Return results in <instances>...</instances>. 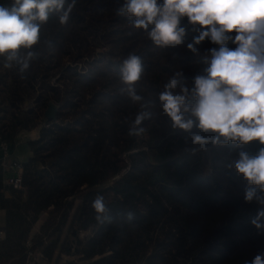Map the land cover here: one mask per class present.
<instances>
[{
	"label": "trees",
	"instance_id": "1",
	"mask_svg": "<svg viewBox=\"0 0 264 264\" xmlns=\"http://www.w3.org/2000/svg\"><path fill=\"white\" fill-rule=\"evenodd\" d=\"M122 3L77 0L64 26L51 15L35 46L40 56L23 74L0 57L2 139L13 143L20 132L39 128L26 141L31 155L22 189L4 185L0 167V264H24L25 241L44 213L32 248L41 247L49 261L57 249L58 255L73 249L80 264H245L264 252V234L251 224L262 206L245 202L247 182L229 167L246 149L230 142L193 153L189 134L173 129L158 103L148 109L153 116L144 121L145 132L129 136L142 109L120 92L119 69L129 53L144 62L138 93L155 102L176 72L194 87V78L206 74L202 56L219 45L206 38L195 45L200 55L189 50L201 26L184 17V43L157 47L117 15ZM227 46L235 47L231 40ZM49 101L58 106L56 122L44 116ZM97 195L104 196L111 223L95 219Z\"/></svg>",
	"mask_w": 264,
	"mask_h": 264
},
{
	"label": "clouds",
	"instance_id": "2",
	"mask_svg": "<svg viewBox=\"0 0 264 264\" xmlns=\"http://www.w3.org/2000/svg\"><path fill=\"white\" fill-rule=\"evenodd\" d=\"M76 3L77 0H12L11 6L0 5V57L4 66H15L25 73L40 56L35 46L41 43L43 25L53 14L58 15L62 26L68 25ZM117 15L128 17L157 47L184 43V17L193 27L201 26L199 35L187 44L189 50L200 55L195 45L206 38L219 45L202 56L208 65L206 74L194 78V87H189L182 72H176L155 102L138 93L144 62L139 55L129 53L119 69L120 92L142 109L129 127V136L145 132L143 123L153 116L148 109L158 103L172 128L189 134L193 153L230 142L239 146L259 141L264 146V0H123ZM233 32L234 36L228 35ZM229 40L235 47L227 46ZM48 46L53 47L51 41ZM229 167H234L247 182L245 202L262 206L251 224L258 234H264V147L256 155L239 151L238 159ZM91 206L99 223L112 222L104 196L97 195ZM127 217L133 219V213L128 212ZM245 264H264V252Z\"/></svg>",
	"mask_w": 264,
	"mask_h": 264
},
{
	"label": "built area",
	"instance_id": "3",
	"mask_svg": "<svg viewBox=\"0 0 264 264\" xmlns=\"http://www.w3.org/2000/svg\"><path fill=\"white\" fill-rule=\"evenodd\" d=\"M10 154V144L3 140L0 135V167L5 171V184L12 189H22L23 163L18 160H12ZM38 233V232H37ZM86 233L80 232L82 237ZM4 232L0 231V237L3 238ZM45 241V239H44ZM26 254L24 264H48L49 260L45 256L41 247H33V235H29L25 241ZM73 251V249H71Z\"/></svg>",
	"mask_w": 264,
	"mask_h": 264
},
{
	"label": "crops",
	"instance_id": "4",
	"mask_svg": "<svg viewBox=\"0 0 264 264\" xmlns=\"http://www.w3.org/2000/svg\"><path fill=\"white\" fill-rule=\"evenodd\" d=\"M38 129L39 128H35L28 132H20L16 136V139L14 140V142L9 143L10 144V154H11L10 157L12 160H18L21 163H24L29 158V156L31 155V152H30L29 147L27 146L26 141L28 139H35L38 135ZM2 177H3L2 182L4 185H6L5 184V177H6L5 171L3 172ZM3 194L5 197L11 196L9 190H4ZM4 217H5V211L0 208V231L1 230L3 231V228H4ZM45 218H46L45 213L39 216V218L36 220V222L33 224L30 230V235H34L38 232ZM1 241H2V237H0V242ZM53 261L55 262V260ZM58 264H61V263H58Z\"/></svg>",
	"mask_w": 264,
	"mask_h": 264
},
{
	"label": "water",
	"instance_id": "5",
	"mask_svg": "<svg viewBox=\"0 0 264 264\" xmlns=\"http://www.w3.org/2000/svg\"><path fill=\"white\" fill-rule=\"evenodd\" d=\"M58 111V106L53 102L49 101L46 109L44 110V116L53 122H56V114ZM244 149L250 154V155H256L259 151L260 147H264L260 145L259 141H252L249 142L247 145H242Z\"/></svg>",
	"mask_w": 264,
	"mask_h": 264
},
{
	"label": "rangeland",
	"instance_id": "6",
	"mask_svg": "<svg viewBox=\"0 0 264 264\" xmlns=\"http://www.w3.org/2000/svg\"><path fill=\"white\" fill-rule=\"evenodd\" d=\"M64 237V233L62 234L60 241H59V245L58 248L61 244V241L63 240ZM58 249L56 250V252L54 253L52 259L48 262V264H55V262L53 260H57L58 263H67V262H72L74 264H80L81 262L78 260V256L74 254V251H70V254H65L62 253L60 255H58Z\"/></svg>",
	"mask_w": 264,
	"mask_h": 264
}]
</instances>
